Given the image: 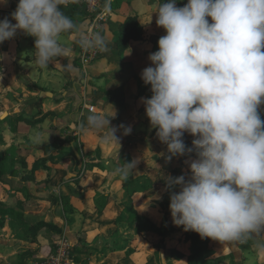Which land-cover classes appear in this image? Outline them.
<instances>
[{
  "label": "clouds",
  "instance_id": "clouds-1",
  "mask_svg": "<svg viewBox=\"0 0 264 264\" xmlns=\"http://www.w3.org/2000/svg\"><path fill=\"white\" fill-rule=\"evenodd\" d=\"M65 3L18 0L11 19L0 20V43L23 30L35 37L42 67L67 57L58 37L75 25L60 9ZM155 12L166 34L149 54L152 66L141 72L152 92L141 99L156 136L167 145L166 158L195 153L189 178H166L168 189H180L170 193L173 223L202 239L228 242L264 233V0H187L182 7L165 0ZM80 43L106 47L99 33L82 35ZM109 117L90 114L88 125L110 129L120 142ZM119 127L131 134V126ZM185 133L194 137L191 147ZM137 163L126 161L116 171L126 177ZM258 250L264 253V243Z\"/></svg>",
  "mask_w": 264,
  "mask_h": 264
},
{
  "label": "crops",
  "instance_id": "crops-1",
  "mask_svg": "<svg viewBox=\"0 0 264 264\" xmlns=\"http://www.w3.org/2000/svg\"><path fill=\"white\" fill-rule=\"evenodd\" d=\"M106 2L112 9V15L104 27L106 48L103 54L88 68L86 79L77 59V44L84 24L80 15L81 11L74 12V5L67 3L60 5L61 11L66 16L72 17L71 20L75 25L73 30L61 33L58 37L59 42L67 48V57L57 58L47 67H42L37 63L35 56V37L27 35L23 30H18L13 39L0 43V54H2V58H0V162L2 157L6 161L5 155L15 156L20 160L26 159L28 167L21 165L24 171H20L24 176L31 174L29 170L38 158L50 156L57 149L55 146L57 136L61 134V137L63 134L65 137L72 132L76 136L74 133L76 125L81 124L82 119L87 120V117L93 113L112 116L109 117L110 124L118 128L116 134L124 136L127 143H136L139 151L146 149L145 141L138 140L141 136L147 134L149 139H156V129L151 127L145 105L141 99L151 97V85L144 83L141 72L145 67L152 66L149 54L158 50V40L166 34L162 27L157 26V13L155 12L165 0H106ZM186 3L187 0H177L178 7H182ZM17 4L18 0H8L7 5L0 4V20L5 16L11 19L10 13L16 9ZM133 14H137L145 25L147 36L145 40L132 43L124 51H121L116 44L121 24ZM208 19L212 22L210 17ZM111 39H114L112 45L109 42ZM86 105H93L95 109L91 111ZM121 124L131 126V134L124 135L123 128L119 127ZM94 129L97 133H103L102 135L106 133L107 137L111 138L110 129ZM111 141L117 142L113 138ZM112 142H108V139L105 141L106 144L103 146L105 153L112 147ZM117 145L119 146L118 143ZM157 145L163 151L161 161L165 163L164 158L167 159L165 154H169L167 145L160 144V142ZM58 150L62 158L57 156V162L49 164L51 166L50 177H48L47 170L40 168L36 170L32 179L13 178L19 184L29 183V186L26 185L32 196L41 197L38 201L42 204L43 209L30 213L37 215L35 217H41L37 221H49V218H53L49 217L51 214L55 216L62 214L64 207L61 201L55 203L50 200L54 198L50 193L57 191L59 184L65 185V191L60 192L58 196L62 194L71 196L73 192L74 196L79 195L85 201L87 197L95 195L94 191H101L109 197V204L106 207L109 221L100 222L98 220L97 223L94 219L84 225L88 234L84 237L89 240L85 244L90 248L89 253L83 249L80 255L89 254L87 259L93 264H106V261L112 264H132L133 258L128 250L130 245L124 249L121 248V245L119 246L123 239L132 237L127 233L130 231L126 227L128 220H131L129 215H133L134 211L133 208L128 209L129 212L126 211L129 201L133 202L132 197L127 192L118 195L112 191L110 194V190L105 191L106 186H99L101 178L102 180L107 179L109 184L112 181L113 172L108 171V168L102 171L87 169L91 166L90 160L83 159V152H80L74 143L60 145ZM77 153L81 156V160ZM131 157H134L133 153ZM185 157L188 158L186 163L195 158L187 155ZM90 162L94 163V161ZM172 163L174 165V162ZM79 172L82 175L78 180ZM188 173L190 177V169ZM7 176L6 170L3 177ZM169 176H172L171 173ZM47 184H50L53 192L39 191L37 187L33 189V186L42 188ZM136 194H138L137 201L144 198L142 193L137 192ZM52 203L56 205L54 206ZM71 204L73 210H78V205L72 197ZM87 206L95 209L98 207L92 202L89 205L87 202L84 207L87 210L91 209ZM6 208L11 211L14 207ZM103 213L105 214L104 209ZM124 213L129 215L123 217ZM77 218L78 216H76ZM70 221L71 224L75 223V218L71 217ZM49 222H53V220ZM7 228L14 235L8 223L3 227L0 226V230L6 231ZM42 233L38 236L37 242L30 244L40 248L41 251H38L42 254L46 255L48 252L50 254L54 247V242L53 247L50 246V240L53 237H48L44 231ZM53 234V241H55L57 234ZM8 241L13 240L8 239ZM259 242L260 244L264 243V240L256 234H250L244 237L241 242L214 240L213 244L220 256L234 252L238 264H262L255 249ZM222 244L225 249L222 248Z\"/></svg>",
  "mask_w": 264,
  "mask_h": 264
},
{
  "label": "rangeland",
  "instance_id": "rangeland-1",
  "mask_svg": "<svg viewBox=\"0 0 264 264\" xmlns=\"http://www.w3.org/2000/svg\"><path fill=\"white\" fill-rule=\"evenodd\" d=\"M109 21V20H108ZM107 21V23H108ZM106 23V24H107ZM104 32V29H102ZM114 39L109 40V42L113 43ZM261 115L264 116V105L260 107ZM81 124H77L74 130L76 133V140L69 142L74 143L80 152H83V159L94 161V163L89 161V164H94L93 168L94 171H102L103 169H107L108 171L113 172L112 181L108 184L107 179L101 178L99 186H106L105 191L110 190L111 192H116L118 195L124 194V192L129 193L132 197V200L129 201V206L126 209L133 208V215L125 214L123 217L129 215V222H127L126 227L130 231L127 232L132 236L131 239L126 238L123 239V242L119 243L121 248L124 249L125 247L129 246V253L132 255L133 262L132 264H185V260L178 261L169 258H164L161 261L160 257L158 256V248H160L161 239L163 236L168 237L167 243H171L173 240H176V235L179 233L180 226H176L173 223V219L170 212V193L172 191H179V187L176 186L172 189H168L166 187V178L169 176V173L173 177L179 175H185L186 179L189 178V163L185 161L188 160L185 156H177L173 157L171 160L165 159L163 163L161 161L162 158V150L158 148V142L163 144L158 137L156 139H149V136L146 134L145 136H141L139 141H145L146 149L139 151L138 146L136 143L126 142V139L123 138L124 136L120 137V142H112L110 137H107L106 133L104 135L97 133L93 127L88 125V121L82 119ZM80 129V130H79ZM84 129V130H83ZM76 131V132H75ZM79 131V132H78ZM73 135V132L70 133ZM61 135V134H60ZM57 136V137H60ZM66 136V135H65ZM75 136V135H74ZM56 137V138H57ZM63 137V134H62ZM55 138V146L62 145L59 142H56ZM101 138V139H100ZM108 139V142H112V147L107 150L106 153L103 151V146L105 141ZM124 139V140H123ZM194 137L188 133L184 135V141L186 145L189 147L192 146V140ZM119 144V146L117 145ZM67 144V143H66ZM122 144V145H120ZM130 144V145H129ZM118 146V147H117ZM53 151L52 155L55 157H60L59 150ZM89 149V150H88ZM118 149V150H117ZM134 149V150H130ZM130 150V151H129ZM165 151V149H163ZM132 152L134 157H131L130 153ZM82 154V153H81ZM169 155V154H168ZM165 154V156H168ZM6 164L8 176L0 178V202L2 207L13 206L14 208L19 205L21 200H24V211H25V219L28 223L32 224L41 217H35L37 215L31 214L30 212L33 211H41L43 206L39 203V199L41 197H36L33 195L32 201L27 199V196L23 190V185L17 183L13 178L22 179L24 175L20 173L23 169L21 168V161L19 158L15 156H7ZM133 161L137 160L138 163L134 170H129L128 175L125 177L121 173L117 172L116 169L125 166L126 161ZM167 160V162H166ZM174 162V165H172ZM85 163V161H84ZM88 163V162H87ZM163 164V165H162ZM12 165V166H11ZM168 165V166H167ZM30 168L29 171H31ZM184 170V171H183ZM24 171V170H23ZM26 172V171H25ZM38 172V171H37ZM82 172V171H81ZM78 173L77 179L79 180L82 173ZM184 172V173H182ZM10 175V177H9ZM76 179V178H75ZM77 181V180H76ZM29 186V183H26ZM76 185H78L76 183ZM38 188L39 191L47 190L48 192H53L51 190L50 184L44 185V187L40 188L38 186H33L34 188ZM65 185L59 184L57 187V191L50 193V195L54 198L60 194V192L65 191ZM95 195L93 197H87L85 199H81V197L74 196L72 192V199L78 205V210L64 211L62 214H51L49 217L53 218H46L49 221L53 220V222L64 226V232L66 233L74 246V250L71 253L70 259L72 260V264H93L89 259H87L89 254L80 255V252L85 249L89 253L90 246L86 245L89 241L87 240L84 235H88L87 228L84 226L87 222L94 221L98 223L105 222V220L109 221V215L106 213V207L109 204L107 195H104L101 191H94ZM137 192L142 193L144 198L141 199L142 204L136 206V194ZM9 196L7 199L6 197ZM54 198L50 200L53 202ZM91 199L90 201H88ZM136 199V200H135ZM60 202V201H59ZM90 202L96 204L98 207L97 209L93 207H88L91 209H84L85 204ZM53 204V203H52ZM56 205L55 203L53 204ZM142 205V206H141ZM82 206V207H81ZM82 208V209H80ZM101 208V209H99ZM126 208V207H125ZM51 207V211H52ZM103 209L105 210V214L103 213ZM50 210V209H49ZM87 210V211H86ZM90 210H93L90 212ZM125 211V212H126ZM139 216V219L135 218V215ZM76 216L78 218L76 219ZM75 218V223L71 224L70 218ZM57 218V219H56ZM13 219L10 217H5L0 215V222H5V224H9ZM58 220V221H56ZM83 220V224H82ZM106 221V222H107ZM126 221V220H125ZM94 222V223H96ZM82 224V226H81ZM92 224V223H90ZM106 229V228H105ZM21 230H24L21 228ZM44 231V234L50 238H54L53 232L43 229L39 235ZM119 231V230H118ZM43 234V233H42ZM62 234V233H61ZM59 235V234H57ZM260 239L264 240L263 233H257ZM53 238L50 240V246L53 247ZM8 239L13 241H8ZM15 240V241H14ZM129 243H127V241ZM29 241H24L18 239L15 235H12L10 230H0V264H18L22 259L25 260L26 264H46L50 254L49 252L45 255L39 252L40 248H37L34 245L30 244ZM86 243V244H85ZM90 243V242H89ZM213 244V242H212ZM258 244H256L255 249L257 250V254L259 259H261L262 264H264V253L259 252ZM215 248V244H213ZM54 248V247H53ZM107 248V247H106ZM115 248H117L115 246ZM222 248L225 249V246L222 244ZM41 251V250H40ZM52 252V251H51ZM50 252V253H51ZM216 256L220 259V264H238L236 261V256L233 253H228V255H219L216 250ZM184 262V263H183ZM106 264H112L109 261H106Z\"/></svg>",
  "mask_w": 264,
  "mask_h": 264
},
{
  "label": "trees",
  "instance_id": "trees-1",
  "mask_svg": "<svg viewBox=\"0 0 264 264\" xmlns=\"http://www.w3.org/2000/svg\"><path fill=\"white\" fill-rule=\"evenodd\" d=\"M74 12H80L78 6H74ZM71 19L73 18L71 17ZM146 36L147 31L145 25L140 21L137 14H133L128 16L126 20L121 24L116 44L121 51H124L127 47H129L130 44L145 40ZM261 118L264 119V116L261 115ZM73 140H76V136L72 134H68L65 137L61 136L56 138V142H59V144L62 145ZM187 156L195 157V153ZM2 158L0 162V178L3 177V174L7 167L6 161L4 160V158ZM20 161L21 165H23L24 167H28L26 159L22 158ZM56 162L57 157L53 155L38 158L31 167V174L29 176H24V180L32 179L36 170L40 168H44L45 170H47L48 177H50L51 166L49 164ZM93 167L94 166L91 165L87 167V169H91ZM21 185H23V190L27 196V199L29 201H32L33 196L30 193L28 186L26 184ZM24 200H21V202H19V205H17V207L13 208L11 211H8L6 207H1L0 202V214L2 216H8L13 219L10 222V227L12 228V233L18 239L35 243L38 241V236L43 229H47L55 234H61L64 232V226L59 225L55 222L39 220L36 223H28L24 218ZM58 201H61L65 211L71 212L73 210V205L71 204V196L69 194L56 196L54 202L56 203ZM142 203L143 202H141V200H138L136 201V206ZM135 218L139 219V216L136 214ZM0 226H5V222H0ZM21 228H23L24 230H21ZM167 238L168 237L165 236L162 237L160 248H158V256L160 257L161 261H163L164 258H169L178 261L185 260V264H220V259L216 256V249L212 244V242L214 241L212 238L202 239L200 235L195 231H184L183 226H180L179 233L175 238L176 240H173L168 244ZM18 264L26 263L25 260L22 259Z\"/></svg>",
  "mask_w": 264,
  "mask_h": 264
},
{
  "label": "built area",
  "instance_id": "built-area-1",
  "mask_svg": "<svg viewBox=\"0 0 264 264\" xmlns=\"http://www.w3.org/2000/svg\"><path fill=\"white\" fill-rule=\"evenodd\" d=\"M67 4L78 6L81 11L80 15L84 24L81 36H90L99 33L105 39V34L102 29H104L105 24L112 15V9L109 3L104 0H67ZM81 36L77 44V59L86 79L88 76V68L103 54L106 47L103 49L98 47H82L80 43ZM86 106L91 111L95 109L93 105ZM73 250V243L66 233L57 235L54 241V248L46 264H72L70 256Z\"/></svg>",
  "mask_w": 264,
  "mask_h": 264
},
{
  "label": "water",
  "instance_id": "water-1",
  "mask_svg": "<svg viewBox=\"0 0 264 264\" xmlns=\"http://www.w3.org/2000/svg\"><path fill=\"white\" fill-rule=\"evenodd\" d=\"M77 155H78L79 159L81 160V156L79 155V153H77Z\"/></svg>",
  "mask_w": 264,
  "mask_h": 264
}]
</instances>
